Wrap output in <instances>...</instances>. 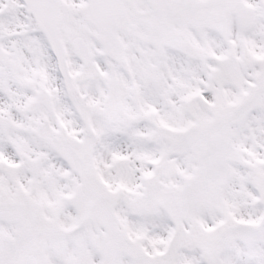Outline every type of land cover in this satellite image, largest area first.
I'll list each match as a JSON object with an SVG mask.
<instances>
[{
  "label": "snow or ice",
  "instance_id": "snow-or-ice-1",
  "mask_svg": "<svg viewBox=\"0 0 264 264\" xmlns=\"http://www.w3.org/2000/svg\"><path fill=\"white\" fill-rule=\"evenodd\" d=\"M0 264H264V0H0Z\"/></svg>",
  "mask_w": 264,
  "mask_h": 264
}]
</instances>
